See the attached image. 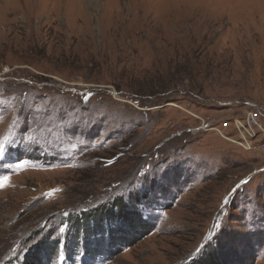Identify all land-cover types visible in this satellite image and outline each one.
Segmentation results:
<instances>
[{
	"label": "rangeland",
	"instance_id": "obj_1",
	"mask_svg": "<svg viewBox=\"0 0 264 264\" xmlns=\"http://www.w3.org/2000/svg\"><path fill=\"white\" fill-rule=\"evenodd\" d=\"M257 103L264 0H0V264H264L263 155L189 131Z\"/></svg>",
	"mask_w": 264,
	"mask_h": 264
},
{
	"label": "built area",
	"instance_id": "obj_2",
	"mask_svg": "<svg viewBox=\"0 0 264 264\" xmlns=\"http://www.w3.org/2000/svg\"><path fill=\"white\" fill-rule=\"evenodd\" d=\"M190 114L196 120V126L189 129L194 136L214 132L225 142L248 153H260L264 157V103L253 104L242 115L233 118L218 120ZM232 128L238 133L239 139L228 134Z\"/></svg>",
	"mask_w": 264,
	"mask_h": 264
},
{
	"label": "trees",
	"instance_id": "obj_3",
	"mask_svg": "<svg viewBox=\"0 0 264 264\" xmlns=\"http://www.w3.org/2000/svg\"><path fill=\"white\" fill-rule=\"evenodd\" d=\"M145 198H148V194L145 195ZM130 239V236H129ZM220 259L217 257V251L211 250V252H208L206 257H203V260L199 261L198 264H220Z\"/></svg>",
	"mask_w": 264,
	"mask_h": 264
}]
</instances>
